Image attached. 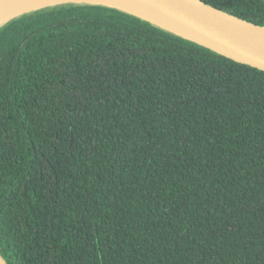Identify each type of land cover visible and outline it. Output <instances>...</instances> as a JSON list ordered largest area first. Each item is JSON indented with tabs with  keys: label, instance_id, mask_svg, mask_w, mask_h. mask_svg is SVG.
Returning a JSON list of instances; mask_svg holds the SVG:
<instances>
[{
	"label": "trees",
	"instance_id": "trees-1",
	"mask_svg": "<svg viewBox=\"0 0 264 264\" xmlns=\"http://www.w3.org/2000/svg\"><path fill=\"white\" fill-rule=\"evenodd\" d=\"M264 26V0H201ZM8 264H264V71L117 9L0 28Z\"/></svg>",
	"mask_w": 264,
	"mask_h": 264
},
{
	"label": "water",
	"instance_id": "water-1",
	"mask_svg": "<svg viewBox=\"0 0 264 264\" xmlns=\"http://www.w3.org/2000/svg\"><path fill=\"white\" fill-rule=\"evenodd\" d=\"M12 0H0V7ZM21 1V0H18ZM133 4L170 20L189 33H183L150 18L108 3L65 1L25 11L10 19L47 7L65 4L101 5L138 17L167 32L192 41L234 62L264 71V26L219 10L201 0H118ZM3 24L2 26H4ZM0 26V28L2 27ZM191 34V35H189ZM0 264H8L0 254Z\"/></svg>",
	"mask_w": 264,
	"mask_h": 264
},
{
	"label": "bare ground",
	"instance_id": "bare-ground-1",
	"mask_svg": "<svg viewBox=\"0 0 264 264\" xmlns=\"http://www.w3.org/2000/svg\"><path fill=\"white\" fill-rule=\"evenodd\" d=\"M65 1H92V2H102L105 4L108 3L111 4L112 6H118L126 10L136 12L137 14L150 18L163 25L174 28L177 31L186 34L189 33L187 30L183 29L178 25H175L170 20H166L163 17H160L151 11H146L145 9L139 8L133 4L123 3L118 0H21V1L12 0L9 1L5 6L0 7V26H2L10 19L20 15L25 11H29L38 7L51 5L58 2H65Z\"/></svg>",
	"mask_w": 264,
	"mask_h": 264
}]
</instances>
